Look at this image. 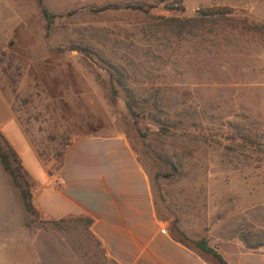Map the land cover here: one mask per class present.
<instances>
[{
    "label": "rangeland",
    "instance_id": "obj_1",
    "mask_svg": "<svg viewBox=\"0 0 264 264\" xmlns=\"http://www.w3.org/2000/svg\"><path fill=\"white\" fill-rule=\"evenodd\" d=\"M44 3L51 27L0 0V131L37 211L0 162V264H117L47 174L86 135L127 138L168 230L264 264V0Z\"/></svg>",
    "mask_w": 264,
    "mask_h": 264
},
{
    "label": "crops",
    "instance_id": "obj_2",
    "mask_svg": "<svg viewBox=\"0 0 264 264\" xmlns=\"http://www.w3.org/2000/svg\"><path fill=\"white\" fill-rule=\"evenodd\" d=\"M47 174L72 208L62 217L90 218L91 232L117 264H207L171 239L157 218L149 176L126 137H79L67 148L60 170ZM214 248L228 264L236 263L220 246Z\"/></svg>",
    "mask_w": 264,
    "mask_h": 264
},
{
    "label": "trees",
    "instance_id": "obj_3",
    "mask_svg": "<svg viewBox=\"0 0 264 264\" xmlns=\"http://www.w3.org/2000/svg\"><path fill=\"white\" fill-rule=\"evenodd\" d=\"M36 2L38 4V9L40 10L41 14L48 22V27L53 26L56 23V21L60 18V16L53 14L45 5L44 0H36ZM113 7L115 6L108 5L97 11L104 12V11L112 10ZM135 9L149 13V9L143 6H139ZM179 20L181 22L183 21L182 19ZM127 106L133 114H136L134 107L131 105V103H127ZM142 137L145 138L146 135L143 134ZM70 145L71 143L68 144L67 146L69 147ZM38 153L40 157L43 158V154L40 151H38ZM63 157L64 156L62 154L57 155L55 156L54 159L48 161V162H52L56 160L54 166L52 167L50 166L51 173L54 172L53 167H55V169L62 167L64 162ZM0 162L4 167L5 171L7 172V174L9 175L14 187L19 191L26 211L31 215H36L37 211L33 202L32 183L30 182L29 174L25 170L17 153L10 147L8 142L5 140L1 131H0ZM85 219L88 225L91 226L93 221L90 218H85ZM168 231L171 239L181 244L183 247L187 248L188 250L197 254L207 264H228L227 261L224 259V257L219 253V251L216 248L209 245L205 236L199 239L190 238L184 232L177 229L176 226L174 225ZM245 246L248 249H256L260 245L259 244L249 245L245 243Z\"/></svg>",
    "mask_w": 264,
    "mask_h": 264
},
{
    "label": "built area",
    "instance_id": "obj_4",
    "mask_svg": "<svg viewBox=\"0 0 264 264\" xmlns=\"http://www.w3.org/2000/svg\"><path fill=\"white\" fill-rule=\"evenodd\" d=\"M261 249L264 251V246Z\"/></svg>",
    "mask_w": 264,
    "mask_h": 264
}]
</instances>
